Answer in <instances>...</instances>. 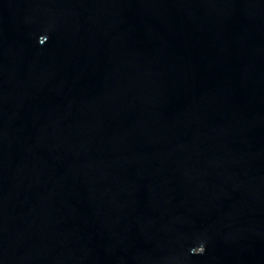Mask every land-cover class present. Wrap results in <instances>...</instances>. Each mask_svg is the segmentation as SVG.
Returning <instances> with one entry per match:
<instances>
[{
	"label": "water",
	"instance_id": "95a60500",
	"mask_svg": "<svg viewBox=\"0 0 264 264\" xmlns=\"http://www.w3.org/2000/svg\"><path fill=\"white\" fill-rule=\"evenodd\" d=\"M0 264H264V0H0Z\"/></svg>",
	"mask_w": 264,
	"mask_h": 264
}]
</instances>
